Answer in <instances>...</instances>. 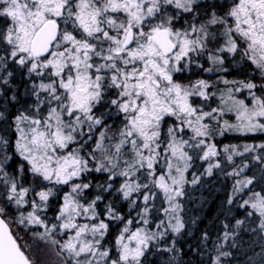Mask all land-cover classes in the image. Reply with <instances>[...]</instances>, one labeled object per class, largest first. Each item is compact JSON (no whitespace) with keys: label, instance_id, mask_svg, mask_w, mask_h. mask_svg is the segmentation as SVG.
Masks as SVG:
<instances>
[{"label":"snow or ice","instance_id":"1","mask_svg":"<svg viewBox=\"0 0 264 264\" xmlns=\"http://www.w3.org/2000/svg\"><path fill=\"white\" fill-rule=\"evenodd\" d=\"M0 264H264V0H0Z\"/></svg>","mask_w":264,"mask_h":264},{"label":"trees","instance_id":"2","mask_svg":"<svg viewBox=\"0 0 264 264\" xmlns=\"http://www.w3.org/2000/svg\"><path fill=\"white\" fill-rule=\"evenodd\" d=\"M225 142H227V141H225ZM19 235H21L20 233H19ZM255 251L258 253L259 251H260V248L258 247V246H256L255 247ZM240 259L241 260H244V259H246L245 257H240Z\"/></svg>","mask_w":264,"mask_h":264},{"label":"rangeland","instance_id":"3","mask_svg":"<svg viewBox=\"0 0 264 264\" xmlns=\"http://www.w3.org/2000/svg\"><path fill=\"white\" fill-rule=\"evenodd\" d=\"M14 230H15V228H14ZM19 234V233H18ZM21 235H23V233H20Z\"/></svg>","mask_w":264,"mask_h":264}]
</instances>
